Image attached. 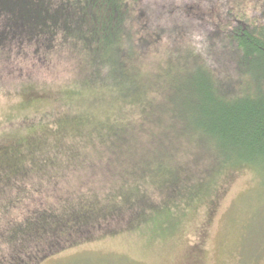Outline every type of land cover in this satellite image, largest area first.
<instances>
[{
  "label": "trees",
  "instance_id": "1",
  "mask_svg": "<svg viewBox=\"0 0 264 264\" xmlns=\"http://www.w3.org/2000/svg\"><path fill=\"white\" fill-rule=\"evenodd\" d=\"M157 47L172 56L145 70ZM58 50L75 65L70 112L0 160V264H43L144 224L171 226L173 209L206 200L235 166L264 177V0H0V74L15 51L48 62ZM85 132L116 142L86 152L97 144L81 146ZM89 154L119 187L52 200L60 161ZM32 176L38 185L15 189Z\"/></svg>",
  "mask_w": 264,
  "mask_h": 264
},
{
  "label": "rangeland",
  "instance_id": "2",
  "mask_svg": "<svg viewBox=\"0 0 264 264\" xmlns=\"http://www.w3.org/2000/svg\"><path fill=\"white\" fill-rule=\"evenodd\" d=\"M162 49L155 48L160 52L144 59L145 70L169 60L172 55L163 54ZM16 52L12 56L14 64L5 62L4 72L0 74V160L11 155L17 141L22 142L42 122L49 123L53 129L49 130L55 133V125L63 122L70 112L68 86L76 77L74 61L67 52L58 50L50 55L48 62H40L29 54L17 56ZM158 84L164 95L167 89L164 79ZM113 121L117 126L122 123L119 118ZM43 131L41 128L37 134ZM82 134L86 135L84 141L80 140L81 146L97 144L87 147L86 152L99 148L97 135ZM106 139L100 145L109 151L116 136L111 135L104 142ZM49 154L54 155V150ZM94 156L83 158L82 155L81 162L76 164L67 162L69 156L62 159L60 166L66 168L60 169L57 180L48 182L54 188L47 195L53 200L57 194L70 191L81 195L98 191L103 199L118 188V184L114 186L117 174L110 177L114 171L101 166L96 169L91 162ZM39 178L16 180L15 189L24 188L27 192L40 183ZM216 182V188L206 194V200L171 211V216L177 218L176 224L174 218L171 226L158 228L144 224L117 237L97 238L43 264H264V177L254 168L235 166ZM151 193L156 203L161 201L159 193ZM21 217L18 212L14 214L16 220Z\"/></svg>",
  "mask_w": 264,
  "mask_h": 264
}]
</instances>
